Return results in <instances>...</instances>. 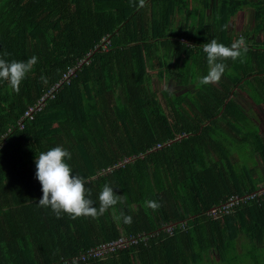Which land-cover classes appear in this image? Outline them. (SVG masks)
Returning a JSON list of instances; mask_svg holds the SVG:
<instances>
[{"label":"trees","instance_id":"16d2710c","mask_svg":"<svg viewBox=\"0 0 264 264\" xmlns=\"http://www.w3.org/2000/svg\"><path fill=\"white\" fill-rule=\"evenodd\" d=\"M251 4L0 0V56L37 57L18 93L0 80V264H264V130L240 96L264 104V39L245 35V62L224 61L219 83H200L209 70L202 45L216 38L231 46L239 38L230 22ZM255 7L264 29V0ZM155 56L166 82L159 89ZM69 67L70 82L21 126ZM56 146L70 151L66 162L88 181L97 207L105 184L125 202L98 219L57 218L39 206L35 161ZM124 158V166L102 171ZM231 197L239 203L214 218L211 208ZM148 200L161 207L152 210ZM122 236L139 241L74 260Z\"/></svg>","mask_w":264,"mask_h":264},{"label":"clouds","instance_id":"9594fccd","mask_svg":"<svg viewBox=\"0 0 264 264\" xmlns=\"http://www.w3.org/2000/svg\"><path fill=\"white\" fill-rule=\"evenodd\" d=\"M145 5V0H139V7ZM228 25L223 28L227 29ZM223 30V29H222ZM203 52L207 56L208 73L203 76L200 83L203 85L219 83L224 76L228 65L224 61L239 60L245 62V57L249 51L247 41L243 36L232 42L231 46L219 43L216 38L202 45ZM9 54L5 52L0 56V80L7 81L10 87L17 93L20 85L33 70L37 63V57L33 56L26 61H7L5 58ZM42 82L47 83L45 77H41ZM166 91L174 93V89L166 88ZM70 151L62 146H56L46 152H41L36 158L35 178L42 186L43 196L38 204L41 207H50L57 218H61L62 213L68 214L72 219L79 217H91L98 219L109 209H113L117 204H123L126 197L118 195L114 188L105 184L99 193V205L90 198L91 190L86 187L88 181L84 177L73 174V169L66 161L71 160ZM146 206L152 210H158L161 205L153 200L145 202ZM125 224H131V215L120 213Z\"/></svg>","mask_w":264,"mask_h":264},{"label":"built area","instance_id":"2783aa9c","mask_svg":"<svg viewBox=\"0 0 264 264\" xmlns=\"http://www.w3.org/2000/svg\"><path fill=\"white\" fill-rule=\"evenodd\" d=\"M75 68L74 67H69L67 72L64 74L62 77V80L57 83L49 92H47L38 102L31 104L28 109L25 111V114L22 119H20L19 124L21 126H24L23 120L25 118H33L34 112L38 109H41L43 106V103L46 99V97H51L54 96L53 92L56 91L59 87L62 86V84L69 83L70 82V77L74 73ZM162 144H159L158 146H161ZM128 158H124L122 161L114 164L113 166H110L106 169H103V172L111 171L113 168L118 167V166H124V164L128 161ZM264 193V188L259 190V193ZM255 194H249L245 196L243 199H248L254 197ZM240 198L239 197H231L228 202L223 203L220 206H214L211 208L210 213L214 216V218H219L223 216L226 213H229L233 207L239 203ZM169 231H171V228H168ZM146 236H142L141 239H146ZM139 241L138 237H127V236H122L120 238H117L115 240H111L105 243H102L98 246L91 247L85 252H82L79 256H77L74 260L76 261H87L92 258H104L108 254L115 252L119 249L126 248L129 244L131 243H137Z\"/></svg>","mask_w":264,"mask_h":264},{"label":"crops","instance_id":"0c3cea01","mask_svg":"<svg viewBox=\"0 0 264 264\" xmlns=\"http://www.w3.org/2000/svg\"><path fill=\"white\" fill-rule=\"evenodd\" d=\"M255 3H257V1L256 2L252 1L251 5L247 6L244 10H241L240 12L238 11L236 15L233 16L230 22L233 36L239 38L240 36L244 37L246 35V38L249 41H255V40L260 41L264 39V29L261 28V26H259V20L257 18V14L255 10L256 9ZM236 24L239 27L238 30L240 31V33L238 34H237V30L234 28V25ZM151 65H153V69H152L153 84L155 85V82L159 80L162 82L161 86L163 87L164 85H166V82L160 79L157 75V71H158L157 68L159 65V61L156 56L154 57ZM168 85L172 86L173 84L170 81H168Z\"/></svg>","mask_w":264,"mask_h":264},{"label":"rangeland","instance_id":"374dc122","mask_svg":"<svg viewBox=\"0 0 264 264\" xmlns=\"http://www.w3.org/2000/svg\"><path fill=\"white\" fill-rule=\"evenodd\" d=\"M187 1L189 4L190 0H187ZM252 1L256 2L257 0H252ZM234 28L237 30V34L240 33V31L238 30L239 27L237 26V24L234 25ZM161 85H162L161 81L157 80L155 82V87L157 89L162 87ZM172 87L176 89H180L179 87H175L174 85H172ZM240 96L245 102L246 106L250 109V112L252 116L254 117L255 121H257L260 124L261 128L264 130V104H256L255 101H253V99H251L246 93L241 92Z\"/></svg>","mask_w":264,"mask_h":264}]
</instances>
